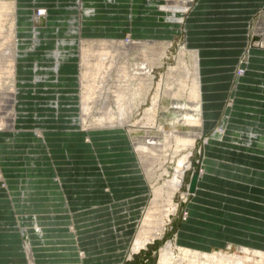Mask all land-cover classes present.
I'll use <instances>...</instances> for the list:
<instances>
[{"label":"rangeland","instance_id":"obj_1","mask_svg":"<svg viewBox=\"0 0 264 264\" xmlns=\"http://www.w3.org/2000/svg\"><path fill=\"white\" fill-rule=\"evenodd\" d=\"M32 1V5L23 12L20 1L15 0L18 54L22 57L17 73L21 92L15 112L26 123L20 125L23 129H19L16 138L0 135V154L4 155L1 160L5 167L29 165L32 153L49 155L47 150L54 154L51 159L48 157L51 166L70 163L76 168L83 162L79 153L85 155L84 149L78 152L84 145L82 135L102 128L90 122L70 124L74 122L73 117H80L82 38L171 42L164 64L152 68V86L145 103L136 108L131 118L132 128H137L134 122L142 120L145 110L150 108L158 84H162L168 68L177 65L181 49L187 63L190 62L192 47L203 48L204 58H208V65L204 68L208 77L204 130L190 155L192 166L186 171L183 185L175 196L178 210L171 215L164 234L129 257L143 212L152 198V187L148 183V199L139 216L134 217L136 220L132 221L131 228L122 231L127 219L117 218L115 224L119 233L115 232L119 235L118 241L114 229H107L113 226L110 219L93 221L88 219L95 216H88L83 225L86 229L81 232L87 233L83 237L86 239L94 238L95 241L97 236L98 244L93 248L87 246V249L95 251L79 252L76 261H73L74 254L71 253L68 259L72 262L69 263H36L83 264L84 258L92 254L88 264L95 255H99L97 260L103 259L100 264H158L161 248L172 242L173 245L192 246L198 251H215L249 264H264V45L260 47L264 41V6L242 13L235 12L234 7L228 9L216 3L205 4L208 0H108L120 6L114 10L119 15L103 17L112 26L108 31L111 35L85 36L81 25L88 6L82 7V0H48L46 5L41 0ZM35 10L46 12L39 26L30 21ZM67 75L70 77L67 81L72 82L62 81ZM162 86L166 85L163 83ZM142 94L141 91L136 96L135 105ZM170 104L169 100L163 103L166 106ZM98 108L97 104L90 110L91 117L97 115ZM166 115L169 116L168 110L160 108L156 122L165 121ZM7 116L5 114L0 119L2 124ZM52 118L59 122L51 121ZM166 127L171 126L167 124ZM178 128L189 129L185 125H178ZM128 129L126 126L121 130L134 152ZM216 133L220 139L214 138ZM138 134L145 133L140 130ZM56 149L64 155L55 154ZM89 151L93 155L94 150ZM43 160L39 158V164L47 163ZM85 160L87 164L91 162L90 157ZM137 162L141 166L138 158ZM175 164H169L171 172ZM16 169L20 170V167ZM145 179L147 181L146 176ZM58 207L55 204L51 208L57 210ZM2 208L5 207L0 206ZM71 224L70 228L77 234L78 227L74 222ZM1 229L15 230L17 227L10 220L0 223ZM98 229H101L100 234ZM101 234L103 237L98 236ZM21 235L23 237V233ZM77 238L75 235L76 244L79 243ZM22 239L26 258L23 264H28Z\"/></svg>","mask_w":264,"mask_h":264},{"label":"bare ground","instance_id":"obj_2","mask_svg":"<svg viewBox=\"0 0 264 264\" xmlns=\"http://www.w3.org/2000/svg\"><path fill=\"white\" fill-rule=\"evenodd\" d=\"M17 11L15 0H0V119L8 114L5 123L0 122V131H15L17 128L15 108L21 92L17 73L18 62L22 58L18 54ZM94 12L93 7H88L83 18ZM45 17L44 10H35L31 13L30 21L39 26ZM170 45L169 41H134L130 38L127 41L82 38L80 43L81 102L77 123H96L102 129L129 127L141 172L152 187V198L143 212L129 257L147 243L161 237L171 215L177 212L175 196L183 185L186 171L192 166L190 155L204 130L208 82L205 66L208 62L200 47H192L189 63L184 59L185 52L180 50L177 65L168 68L162 77V84L159 82L150 108L145 110L142 120L134 122L137 128L130 127L136 108L144 104L148 97L153 82L152 68L164 64L163 59ZM263 45L264 41L260 47ZM163 83L166 86L163 87ZM139 90L143 94L135 105V98L141 92ZM166 100L171 102L170 106L163 105ZM97 104V115L91 117L90 110ZM160 108L168 110L169 116L166 115L165 121L157 123L156 114ZM167 124L171 127L167 128ZM178 125L188 126L189 129L180 130ZM140 130L145 134H138ZM213 136L220 139L217 133ZM172 162H176L173 172L169 169ZM3 178L0 162V181ZM18 225L23 233L28 264H37L30 251V235L33 232L43 243L42 226L31 216H19ZM159 255L158 264H249L215 251H198L192 246L188 248L180 244L173 245L172 242L162 247Z\"/></svg>","mask_w":264,"mask_h":264},{"label":"crops","instance_id":"obj_3","mask_svg":"<svg viewBox=\"0 0 264 264\" xmlns=\"http://www.w3.org/2000/svg\"><path fill=\"white\" fill-rule=\"evenodd\" d=\"M19 1L20 6L23 7V12L33 2L32 0ZM49 1L41 0L40 2H44L46 5ZM213 3L228 9L234 7L235 12L242 13L253 12L264 6V0H216L215 2L208 0L205 4L212 5ZM82 5V7L88 6L95 9L94 14L91 13L82 19L81 28L85 36L111 35L108 31L112 26L103 17L119 15L120 13L114 12V10H118L120 6L108 0H82ZM202 7L204 6L202 5ZM63 80L67 83L72 82L67 81L70 80L68 75L64 76ZM36 98L38 99L37 96ZM74 114H78V112ZM77 118L73 117L74 122L70 124H78ZM16 119L18 129L0 131L1 136L17 137V132L23 129L20 125L26 122L20 115ZM51 121L56 122V119L52 118ZM85 133L82 135L86 139H82L84 145H81L83 147L80 146L78 150L81 152L84 149L85 155L79 153V158L84 160L83 164L77 165L79 167L77 171L76 168L78 167L74 168L70 163L49 165V158L54 156L51 151L49 153V150H47L49 155L32 153L31 156L36 157L37 160L32 158L31 164L20 166H3L1 157L4 155L0 154L4 176L3 180L0 181V206L5 207L0 209V223L4 224L12 220L17 227L15 230H0V264H23L25 262L22 231L18 225L19 216H31L42 226L43 243L39 242V237H35L34 234L30 235L32 241L30 245L31 254L36 257H34L36 262L41 263H69L72 262L68 259L71 253L74 254L73 258L75 259L73 261H76L79 252L86 254V252L95 251L92 248L98 244L97 236H95L96 240L94 241V238H83L87 233L81 232L86 229L83 225L88 216H95L88 219L93 221L110 219L109 222L112 221L113 226L110 225L107 229H114L113 233L117 241L119 240L117 234L119 231L115 224L117 218L120 220H122L121 217L127 219L123 231L131 228L132 221L136 220L134 217L139 216L148 199L149 186L142 175L130 142L123 134L124 132L116 128L96 129ZM89 149L94 150L93 155H90ZM56 153L57 155H64L63 152L60 154L57 149ZM88 157L91 159L89 164L85 163V159ZM39 158H44L43 161L47 163L39 164ZM15 167H20V170ZM7 169L11 170L8 171ZM8 173L14 175L9 176ZM55 204L59 205L57 210L51 208ZM71 222H74L78 227L77 234L73 233L72 228H70ZM95 231L97 230L93 232ZM100 231L101 229H98L97 233L100 234ZM75 235L78 237V244L74 241ZM98 236L103 237V234ZM89 245L92 247L91 249H87ZM116 251L118 252V250ZM97 256L99 255H95L93 258L95 260L92 259L90 264L102 263L103 259L97 260ZM90 258H92V254L84 258L86 261L84 263L88 264L87 261Z\"/></svg>","mask_w":264,"mask_h":264}]
</instances>
